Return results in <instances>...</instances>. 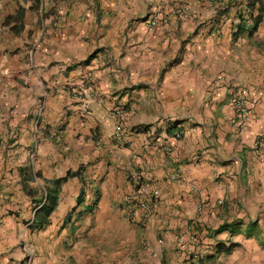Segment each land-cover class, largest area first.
Returning a JSON list of instances; mask_svg holds the SVG:
<instances>
[{
    "label": "crops",
    "instance_id": "0c3cea01",
    "mask_svg": "<svg viewBox=\"0 0 264 264\" xmlns=\"http://www.w3.org/2000/svg\"><path fill=\"white\" fill-rule=\"evenodd\" d=\"M157 4L0 0V264H264V0H166L150 29ZM134 172L161 191L142 222Z\"/></svg>",
    "mask_w": 264,
    "mask_h": 264
},
{
    "label": "built area",
    "instance_id": "2783aa9c",
    "mask_svg": "<svg viewBox=\"0 0 264 264\" xmlns=\"http://www.w3.org/2000/svg\"><path fill=\"white\" fill-rule=\"evenodd\" d=\"M164 3H166V0H158V4L155 6L154 10L148 17L147 24L150 29H153L163 23H167V16L161 13V7ZM188 11V7H184L183 14L188 16ZM239 18L240 24L243 25L247 30H251V28L254 26L253 12L250 7L246 6L245 8H243ZM232 103L236 113L241 118L246 119L249 116L251 111V99L246 90L241 88L235 89L233 91ZM130 112L131 109L126 106H120L116 108L118 121L116 123L115 134L118 137H121L125 131V123ZM173 136L177 139H180L182 137V133L181 131H175ZM263 143V137L260 136L256 139L254 145L257 149H261L263 147ZM168 150L170 151L171 149ZM180 178L181 174L179 173H173L169 175L170 180H179ZM131 180L133 188L125 195L124 198L126 209L132 220L138 222L146 221L158 206L161 197L160 188L154 182L144 181L138 172H134L133 174H131ZM194 188L195 187H193L192 189ZM222 202V200H219V203ZM205 203L206 201L201 202L199 208H202ZM191 225H193V232L189 234V243L193 248L192 251L190 253H187L186 255L189 259L198 261L203 255V249L205 248V245L202 244L200 237L195 232L194 223H192ZM213 232H216V230H214ZM179 245L180 247L184 246L183 243H180Z\"/></svg>",
    "mask_w": 264,
    "mask_h": 264
},
{
    "label": "trees",
    "instance_id": "16d2710c",
    "mask_svg": "<svg viewBox=\"0 0 264 264\" xmlns=\"http://www.w3.org/2000/svg\"><path fill=\"white\" fill-rule=\"evenodd\" d=\"M23 10L21 9L19 11V13L15 16H12V17H9L10 20H13V19H19L21 17V14H22ZM253 12V11H252ZM8 22V21H7ZM258 23V20L256 21V23L254 24V26L251 28V31H253V29L255 28V26L257 25ZM243 26V25H242ZM244 29H246L244 26H243ZM66 178H63V179H60L59 181H62V180H65ZM55 207V201L52 200V203H50V205L48 206L47 208V212L50 213L53 208ZM217 232V231H216ZM225 246V244L221 241H219L217 244H216V248L218 249V251H222L223 250V247ZM232 247V244L230 247H228L227 249L229 250L230 248ZM202 260V258L200 259V261Z\"/></svg>",
    "mask_w": 264,
    "mask_h": 264
}]
</instances>
